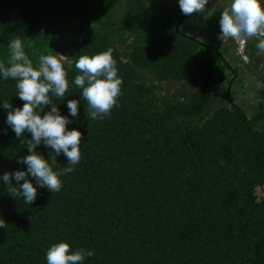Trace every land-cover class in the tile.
Here are the masks:
<instances>
[{"label": "trees", "instance_id": "16d2710c", "mask_svg": "<svg viewBox=\"0 0 264 264\" xmlns=\"http://www.w3.org/2000/svg\"><path fill=\"white\" fill-rule=\"evenodd\" d=\"M220 13L208 30L219 31ZM194 14L177 0H0V61L16 36L34 64L63 54L69 88L53 101L66 114V100L78 99L67 127L81 131L80 161L60 191L38 188L27 205L0 184V264H46L61 239L93 251L82 264H264V101L249 115L231 100L229 46L184 32ZM109 47L121 94L106 117L88 121L71 84L75 59ZM164 82L179 86L165 93ZM225 87L226 103L209 113ZM15 92L12 79L0 80V101L21 106ZM5 116L0 108V174L23 169L17 157L27 152Z\"/></svg>", "mask_w": 264, "mask_h": 264}, {"label": "clouds", "instance_id": "9594fccd", "mask_svg": "<svg viewBox=\"0 0 264 264\" xmlns=\"http://www.w3.org/2000/svg\"><path fill=\"white\" fill-rule=\"evenodd\" d=\"M206 3L207 0H177L184 15L200 13ZM218 24L220 35L237 40L243 50L247 38L257 37L255 47L264 51V0H228ZM7 52L6 59L0 61V80H13L15 96L23 103L13 107L0 101V108L6 110L4 123L26 146L27 152L17 157V163L25 167L4 171L0 174V184L9 186L12 197L18 196L30 205L37 197L38 188L60 191V177L71 173L80 161L81 131L67 127L79 115L78 99L66 100V114H61L58 104L53 101V97H64L69 88L67 71L62 64L63 54L59 57L41 54L34 64L19 36L8 41ZM74 66L78 71L71 84L80 89L79 97L86 101V119H103L117 104L121 94L122 78L112 49L79 55ZM45 106H48L47 111H43ZM0 132L6 134V130L0 129ZM25 132L30 134L26 141L21 139ZM41 144L51 149L47 158L35 150ZM61 154L66 164L62 168L54 167L58 164L56 157ZM92 255V250L73 248L68 241L61 239L48 246L44 259L46 264H82Z\"/></svg>", "mask_w": 264, "mask_h": 264}, {"label": "rangeland", "instance_id": "374dc122", "mask_svg": "<svg viewBox=\"0 0 264 264\" xmlns=\"http://www.w3.org/2000/svg\"><path fill=\"white\" fill-rule=\"evenodd\" d=\"M208 2L209 4L207 3L208 5L204 6V9L200 13H195L194 16H189L186 19L182 30L187 32L191 37L200 40L203 44L213 45L221 39L222 48L229 46L227 52L224 53L225 60L228 61L231 67H234L236 64L240 66L238 79H235L230 87L231 100L243 106L248 114L252 115L253 112L259 109V103L264 101V95L259 91L264 87V62L259 66L254 63V68H247L246 65L254 61L248 54L247 48L244 51L241 48V43L231 37L220 35V30L207 29L210 24L216 22L219 11H222L228 0H208ZM207 49L210 51L211 48ZM63 58L65 59V57ZM143 75L147 79H151L150 75L146 73ZM178 86L179 84L176 83L164 82L161 84V90L165 93H172ZM225 91L226 87L215 92V98L209 108V113L226 103L227 97ZM256 193L259 197L262 196L264 194V187H257Z\"/></svg>", "mask_w": 264, "mask_h": 264}, {"label": "flooded vegetation", "instance_id": "af4514ba", "mask_svg": "<svg viewBox=\"0 0 264 264\" xmlns=\"http://www.w3.org/2000/svg\"><path fill=\"white\" fill-rule=\"evenodd\" d=\"M257 37H250V38H247V43H246V46H245V48H244V51L246 50V48H248V45L251 43V45L253 46H251L250 48H249V51H252L253 53H254V57H251L254 61H252L253 63H251L252 64V68H254V63H257V59H258V61H259V63L257 64L258 66L262 63V62H264V52H262V51H260V50H258V49H256V47H255V44H256V42H257ZM257 58V59H256ZM249 64H247L246 66H248ZM239 65H235L234 67H232L233 69H236L237 71L235 72V74H234V77L236 78V79H238V71H239ZM248 68V67H247ZM263 78V77H262ZM263 84H264V81H263ZM264 91V87L263 88H261L259 91Z\"/></svg>", "mask_w": 264, "mask_h": 264}, {"label": "water", "instance_id": "95a60500", "mask_svg": "<svg viewBox=\"0 0 264 264\" xmlns=\"http://www.w3.org/2000/svg\"><path fill=\"white\" fill-rule=\"evenodd\" d=\"M183 21V18L181 19L180 23Z\"/></svg>", "mask_w": 264, "mask_h": 264}]
</instances>
